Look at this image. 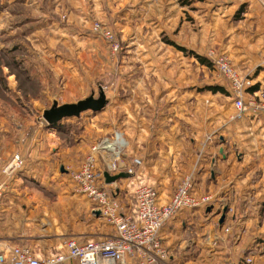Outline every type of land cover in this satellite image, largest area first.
<instances>
[{
	"label": "crops",
	"instance_id": "crops-1",
	"mask_svg": "<svg viewBox=\"0 0 264 264\" xmlns=\"http://www.w3.org/2000/svg\"><path fill=\"white\" fill-rule=\"evenodd\" d=\"M205 1L198 0L204 6L194 8L197 24L213 26L215 43L230 56L240 75L251 78L249 95L264 89L262 7L255 0ZM138 6L139 23L131 24L118 22L123 10L110 5L113 30L106 28L113 33L119 50L110 53V58L117 57L116 63L107 64L97 74L107 88L102 113L108 118L102 126L108 124L103 132L91 128L90 122L71 144L59 138L55 129L28 119L30 104L42 117L57 101L59 85L78 84L77 78L67 75L74 69L71 60L67 68L66 58L60 56V48H67L68 40L49 41L54 52L36 57L37 69L31 76L37 73L38 97L21 107L7 100L0 102V180L6 183L0 203V252L28 246L37 257H45L65 253L69 239L83 244L115 234L95 205L67 180L68 172L60 170L63 165L78 170L90 147L99 143L98 182L115 192L123 215L132 208L125 179L106 184L103 177L105 172L115 175L106 166L112 156H120V165H129L134 158L141 160L137 177L156 188L160 204L170 200L186 175L193 177L196 197H212L208 206L183 210L162 226L161 243L169 254L166 264H264V113L231 121L234 107L226 81L215 77V82L207 85L205 65L188 53L187 41L180 44L172 35L161 40L163 32L170 36L178 27H188L183 13L188 6H179L175 0H154L144 6L140 2ZM116 33H129V38L122 42ZM74 39L69 46H80L78 38ZM83 42L89 57L98 60L94 42ZM123 48L129 50L123 54ZM42 69L45 75L49 72L51 83L43 78ZM44 84L48 85L42 88ZM72 86L76 87L74 82L69 88ZM207 86L222 87L227 95L213 93ZM16 91L9 87L6 95L12 97ZM19 92L30 96L31 91ZM67 122L71 120H63L61 128ZM95 132L102 134L96 136ZM15 154L24 158V166L10 176L3 175ZM225 207L228 211L220 225ZM64 264L78 262L70 259Z\"/></svg>",
	"mask_w": 264,
	"mask_h": 264
},
{
	"label": "rangeland",
	"instance_id": "rangeland-1",
	"mask_svg": "<svg viewBox=\"0 0 264 264\" xmlns=\"http://www.w3.org/2000/svg\"><path fill=\"white\" fill-rule=\"evenodd\" d=\"M149 1L153 2L154 0H0V102L7 100L9 102L18 103L21 107L23 104L28 106L32 99L38 97L37 73L34 74L35 76H31V73L34 72L33 69H37L35 68L37 66L36 57L41 58L43 55L47 57L46 55L54 52L53 48L48 46L49 41L54 40H68L66 44L67 48L65 46L60 48V52H62L60 56L66 58L68 62L67 68L70 66L69 62L71 60L74 69H70L67 75H71V78H77L76 80L78 81V84H75V81H70L67 86L63 87L64 84H61L56 88V93L58 94L56 96L57 101L55 102H57L58 105H62V102L65 101L76 103L78 100L91 95V92L97 97L100 91H106L107 88H105L103 84L105 81L102 80L101 77H98L97 74L103 70V67L107 64L108 66L115 64L117 57L115 56L113 59L110 58L111 49L108 42L100 35L93 32L92 25L95 22H100L113 30V24L110 23L111 19L109 16L110 5L113 8L119 5L121 10H123L121 13L122 16L118 22L126 20L131 24L139 23V17L136 13V10L139 8L138 4L141 2L142 6H144ZM162 1L168 2L173 0ZM175 2L179 6H188L186 7L187 11L183 12L184 20L188 23V27L186 28V26H184L183 29L178 27L173 33H170V36L167 32H163L165 36H161V40H168L174 37L173 39L180 44L187 41V43L190 44V48L187 49L190 55L193 53L205 57L210 62H208L210 66H205L207 85L211 82H215L217 77L219 79H224L214 68L212 57L209 55V52L213 51L217 56L223 55L228 57L232 64L231 58L226 52H222L218 44L215 43L216 41L214 40H217V37L215 36L216 32L213 26L210 24H206V28L203 27V25L199 26L193 14L197 6L203 7L204 4H198V0H175ZM205 2L208 3L209 1L207 0ZM147 8L148 7H146V9ZM129 10V17L125 18L124 14ZM116 24H118L117 21H114V25ZM203 28L204 32L199 31ZM117 34L118 33H116L117 38L122 42L127 41L129 38V33H124L121 36ZM75 37L78 38L76 43H79L80 46H69V41L72 40L73 44V39ZM83 40L86 42H94V48L99 52L98 60H95L94 57L93 59L89 57ZM70 49L72 50L70 51ZM124 50L129 49L123 48L121 51L123 54ZM77 57L79 59H77ZM123 64L124 63L120 65L123 66ZM41 66L42 63L40 62V67ZM122 66H120L121 70H127ZM41 72L45 75L43 69ZM43 78H46L47 82L51 83L49 79L52 78L49 72H46ZM71 82H74L75 88L74 86H72L73 88L71 89L69 88ZM47 85L44 84L40 86L43 88ZM9 87L17 89V93L12 96L14 98L6 95ZM23 90L26 92L31 91L30 96H27V93L24 95L19 92H23ZM70 93H75L76 95L71 94L73 96L70 97ZM51 99L53 100V98ZM46 104L48 107L51 105L47 99ZM18 111L20 112V110L15 112L17 113ZM27 111L30 115L28 119H34L41 126L45 124L47 128L55 129L59 138L71 144L75 143V136L81 133L83 134L85 129L89 128V125H91L90 122L93 123L91 128L102 129V132L104 126L106 127L108 124L104 123V126H102V122L108 118L107 115H103L102 110L96 113L91 111L84 112L76 119L80 122H74L75 119H70L71 122L65 123L62 128V121L52 126H48L44 123L41 115H38V112L33 110L31 104L30 109ZM98 134L102 133L95 132L96 136ZM98 139L99 137L96 138V141ZM64 167L63 165L62 168L65 172L73 171L70 168H68V170ZM69 179L70 177H67V180ZM125 191H127L126 188ZM126 194L132 206V197L130 194ZM168 258L169 254L167 253L162 264H166Z\"/></svg>",
	"mask_w": 264,
	"mask_h": 264
},
{
	"label": "built area",
	"instance_id": "built-area-1",
	"mask_svg": "<svg viewBox=\"0 0 264 264\" xmlns=\"http://www.w3.org/2000/svg\"><path fill=\"white\" fill-rule=\"evenodd\" d=\"M264 10V0H255ZM94 33L108 42L113 54L119 44L113 33L100 22L92 25ZM212 64L226 81L234 112L232 121H240L246 115L264 113V89L250 93L253 87L248 76L240 75L226 56H217L210 51ZM101 152L99 143L93 144L78 170L68 171L70 181L78 193L85 195L99 211L103 221L114 227L115 234L99 241L89 240L79 244L74 239L66 241V252L37 257L28 246H14L0 252V264H64L74 259L78 264H162L167 256L160 238L162 226L183 210H193L208 206L213 201L209 195L196 197L193 194V177L184 176L177 184L170 200L160 204L155 187L138 179L137 171L141 160L132 159L129 165H120V156H112L106 162L110 173L127 174L125 188L131 195L133 204L128 215L121 213V205L115 192L99 184L97 161ZM24 166V158L15 154L3 168V175L10 176ZM6 183L0 180V203L5 193ZM247 263L251 260L247 259Z\"/></svg>",
	"mask_w": 264,
	"mask_h": 264
},
{
	"label": "water",
	"instance_id": "water-1",
	"mask_svg": "<svg viewBox=\"0 0 264 264\" xmlns=\"http://www.w3.org/2000/svg\"><path fill=\"white\" fill-rule=\"evenodd\" d=\"M105 94L100 91L95 98L93 93L85 99L79 100L76 103L58 105L57 102H53L52 106L42 112V118L48 126L60 123L63 120L79 118L84 112L91 111L93 113L100 112L106 105ZM63 172V169H60ZM106 184H112L120 179H127V174L121 172L115 175H111L108 172L103 174ZM212 208H208V212ZM228 208H223L219 219V224L222 225L225 220V215Z\"/></svg>",
	"mask_w": 264,
	"mask_h": 264
},
{
	"label": "trees",
	"instance_id": "trees-1",
	"mask_svg": "<svg viewBox=\"0 0 264 264\" xmlns=\"http://www.w3.org/2000/svg\"><path fill=\"white\" fill-rule=\"evenodd\" d=\"M195 57L199 61L200 64L205 65V66H210L209 64L210 62L205 57L197 55V54H195ZM207 89H209L213 93H215L216 91H219L220 93L227 95V91L224 88L219 87V86H216V87L207 86ZM228 94L230 95L229 91H228Z\"/></svg>",
	"mask_w": 264,
	"mask_h": 264
},
{
	"label": "flooded vegetation",
	"instance_id": "flooded-vegetation-1",
	"mask_svg": "<svg viewBox=\"0 0 264 264\" xmlns=\"http://www.w3.org/2000/svg\"><path fill=\"white\" fill-rule=\"evenodd\" d=\"M95 98H96V96H95Z\"/></svg>",
	"mask_w": 264,
	"mask_h": 264
}]
</instances>
